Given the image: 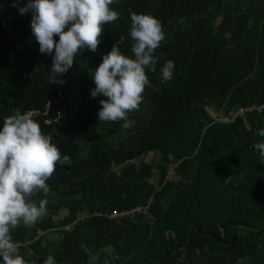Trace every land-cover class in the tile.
Masks as SVG:
<instances>
[{"label":"trees","instance_id":"1","mask_svg":"<svg viewBox=\"0 0 264 264\" xmlns=\"http://www.w3.org/2000/svg\"><path fill=\"white\" fill-rule=\"evenodd\" d=\"M263 102L264 0H0V264H264Z\"/></svg>","mask_w":264,"mask_h":264},{"label":"rangeland","instance_id":"2","mask_svg":"<svg viewBox=\"0 0 264 264\" xmlns=\"http://www.w3.org/2000/svg\"><path fill=\"white\" fill-rule=\"evenodd\" d=\"M142 107V106H141ZM217 113L212 111L211 112V115H215ZM130 123L128 121H125L124 122V132H125V136L126 137L128 134H131L133 128H131V126L129 125ZM130 137V136H128ZM132 138V136H131ZM160 157H161V153L160 151H151V152H148L147 154H144L142 155L137 161L139 162L140 159L144 160V161H147L148 163H150L151 165H155L157 164V162L160 160ZM136 161V160H135ZM114 171H117L119 172L121 170V166H114ZM158 175V174H157ZM157 175H155V177L151 180L152 182H155L156 179H157ZM59 199V197L55 196V195H47L45 196L44 198V205H55L57 200ZM68 215V212L65 208H61L58 210V218H63V217H66ZM67 229V228H66ZM57 236V234H54L53 237Z\"/></svg>","mask_w":264,"mask_h":264},{"label":"built area","instance_id":"3","mask_svg":"<svg viewBox=\"0 0 264 264\" xmlns=\"http://www.w3.org/2000/svg\"><path fill=\"white\" fill-rule=\"evenodd\" d=\"M262 111L264 110V102L263 103H253L251 105H247V106H239L237 108V110H234L231 114L229 115H225L223 113H216L215 115H213L212 117L214 118L215 121L217 122H224V123H229L230 121H232L235 117L237 116H243L248 114L249 112L252 111ZM139 208V207H138ZM139 210V209H138ZM134 211H137V209H135ZM129 212H122L121 216H127L129 215ZM115 216V215H114ZM42 234L41 231H37V236H40ZM35 237V238H36ZM34 238V239H35Z\"/></svg>","mask_w":264,"mask_h":264},{"label":"clouds","instance_id":"4","mask_svg":"<svg viewBox=\"0 0 264 264\" xmlns=\"http://www.w3.org/2000/svg\"><path fill=\"white\" fill-rule=\"evenodd\" d=\"M68 62H69V60H68Z\"/></svg>","mask_w":264,"mask_h":264}]
</instances>
